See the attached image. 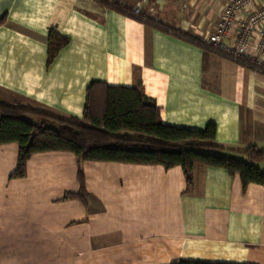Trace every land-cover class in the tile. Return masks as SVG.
<instances>
[{"label": "crops", "instance_id": "0c3cea01", "mask_svg": "<svg viewBox=\"0 0 264 264\" xmlns=\"http://www.w3.org/2000/svg\"><path fill=\"white\" fill-rule=\"evenodd\" d=\"M232 1L126 0L137 18L95 0H0V101L82 119L91 84L138 79L164 125L214 124L226 148H264V22L243 62L173 32L206 40ZM263 10L264 0L243 8L224 44L236 49ZM51 31L69 45L48 66ZM18 154L17 144L0 146V264H264L261 186L196 165L187 190L180 167L78 163L67 152L32 156L27 176L12 180ZM78 169L86 205L66 198L80 189Z\"/></svg>", "mask_w": 264, "mask_h": 264}, {"label": "trees", "instance_id": "16d2710c", "mask_svg": "<svg viewBox=\"0 0 264 264\" xmlns=\"http://www.w3.org/2000/svg\"><path fill=\"white\" fill-rule=\"evenodd\" d=\"M95 1L103 8L133 15L123 5L126 0ZM3 23L4 20L0 21V25ZM173 32L204 48L201 41L188 34ZM47 45V65L50 66L69 45V40L51 31ZM216 136L214 124L200 131L164 125L160 108L143 94L138 79L130 88L91 84L82 119H61L29 105L0 101V146L17 144L19 147L17 166L10 176L12 180L27 176V164L32 156L67 152L74 155L78 163L162 166L166 170L180 167L186 177L187 190L193 188L196 165L222 169L231 176H238L244 188L251 184L264 188V172L255 165L264 164V148H226L217 143ZM227 153L246 156L248 162ZM77 178L79 191L68 193L66 198L79 199L86 205V182L81 169H78ZM173 264L222 263L179 261Z\"/></svg>", "mask_w": 264, "mask_h": 264}, {"label": "built area", "instance_id": "2783aa9c", "mask_svg": "<svg viewBox=\"0 0 264 264\" xmlns=\"http://www.w3.org/2000/svg\"><path fill=\"white\" fill-rule=\"evenodd\" d=\"M255 0H233L223 10L217 24L216 32L210 35L206 40L201 41L204 48L214 53L222 54L235 61H244L246 46L250 41V36L254 27L259 26L264 22V10L256 12L246 20L243 25V35L239 46L236 49H231L224 44V41L229 36L230 31L236 23V16L243 8L254 2ZM133 16L141 18L139 10L133 12ZM262 41L259 44V49L264 53V31H262Z\"/></svg>", "mask_w": 264, "mask_h": 264}, {"label": "rangeland", "instance_id": "374dc122", "mask_svg": "<svg viewBox=\"0 0 264 264\" xmlns=\"http://www.w3.org/2000/svg\"><path fill=\"white\" fill-rule=\"evenodd\" d=\"M23 105V104H22ZM33 107V106H32ZM34 109H36V110H39V111H41V112H45L44 110H41V109H39V108H36V107H33ZM30 120H32V121H37L36 119H34V118H30ZM213 153H215V152H213ZM226 155H228V156H236V157H238V158H241V160L242 161H244V162H248V158L246 157V156H239V155H234V154H226ZM256 166H258L263 172H264V164H255Z\"/></svg>", "mask_w": 264, "mask_h": 264}]
</instances>
